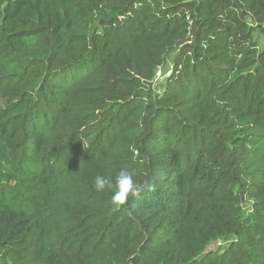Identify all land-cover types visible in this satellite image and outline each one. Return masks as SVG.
Listing matches in <instances>:
<instances>
[{
  "label": "trees",
  "instance_id": "trees-1",
  "mask_svg": "<svg viewBox=\"0 0 264 264\" xmlns=\"http://www.w3.org/2000/svg\"><path fill=\"white\" fill-rule=\"evenodd\" d=\"M0 264H264V0H0Z\"/></svg>",
  "mask_w": 264,
  "mask_h": 264
},
{
  "label": "clouds",
  "instance_id": "clouds-1",
  "mask_svg": "<svg viewBox=\"0 0 264 264\" xmlns=\"http://www.w3.org/2000/svg\"><path fill=\"white\" fill-rule=\"evenodd\" d=\"M106 187L112 188L111 202L114 206H123L127 203L129 197H138L141 192L151 190V185L147 180L143 183H137L133 175L127 170H120L113 181H109L102 176H96L94 180V189L97 192H103Z\"/></svg>",
  "mask_w": 264,
  "mask_h": 264
},
{
  "label": "rangeland",
  "instance_id": "rangeland-1",
  "mask_svg": "<svg viewBox=\"0 0 264 264\" xmlns=\"http://www.w3.org/2000/svg\"><path fill=\"white\" fill-rule=\"evenodd\" d=\"M159 74H160V72H158V76H160ZM160 77H161V76H160Z\"/></svg>",
  "mask_w": 264,
  "mask_h": 264
}]
</instances>
